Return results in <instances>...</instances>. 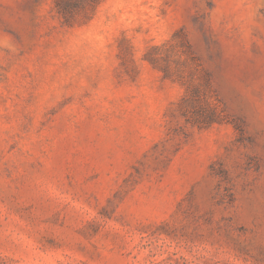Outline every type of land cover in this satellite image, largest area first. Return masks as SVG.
Here are the masks:
<instances>
[{
  "label": "rangeland",
  "instance_id": "rangeland-1",
  "mask_svg": "<svg viewBox=\"0 0 264 264\" xmlns=\"http://www.w3.org/2000/svg\"><path fill=\"white\" fill-rule=\"evenodd\" d=\"M169 44L226 122L181 116L144 59ZM0 264H264V0H104L74 26L0 0Z\"/></svg>",
  "mask_w": 264,
  "mask_h": 264
},
{
  "label": "trees",
  "instance_id": "trees-1",
  "mask_svg": "<svg viewBox=\"0 0 264 264\" xmlns=\"http://www.w3.org/2000/svg\"><path fill=\"white\" fill-rule=\"evenodd\" d=\"M104 0H54V9L59 16L61 23L65 26H74L89 22L96 14L99 5ZM180 33L174 34L172 42H175ZM179 43L184 49V55L191 60L194 59L190 44L180 37ZM168 48L154 45L153 52L144 56L154 68L162 72L163 78L178 80L185 85V95L178 103V111L181 116L191 125L197 127H208L214 123L226 122L224 109L219 101L211 94L212 86L209 76L205 73L201 81L194 79L196 69L188 64L190 71L185 75L183 69L178 67L173 70L169 58L175 48V44H169ZM165 46V45H164ZM131 49V46H128ZM187 59V58H186ZM187 62V60H184ZM188 63V62H187ZM185 77V79H183Z\"/></svg>",
  "mask_w": 264,
  "mask_h": 264
}]
</instances>
